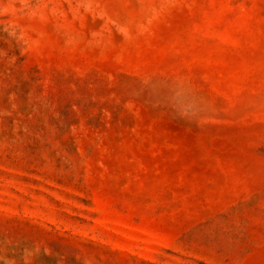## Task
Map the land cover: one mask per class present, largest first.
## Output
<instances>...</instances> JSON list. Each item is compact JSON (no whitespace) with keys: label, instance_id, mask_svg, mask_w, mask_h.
<instances>
[{"label":"rangeland","instance_id":"1","mask_svg":"<svg viewBox=\"0 0 264 264\" xmlns=\"http://www.w3.org/2000/svg\"><path fill=\"white\" fill-rule=\"evenodd\" d=\"M0 264H264V0H0Z\"/></svg>","mask_w":264,"mask_h":264}]
</instances>
